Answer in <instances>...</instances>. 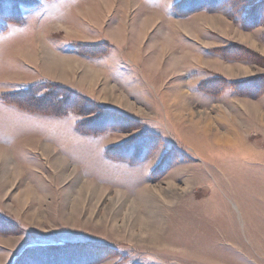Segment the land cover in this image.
<instances>
[{"label":"rangeland","instance_id":"rangeland-1","mask_svg":"<svg viewBox=\"0 0 264 264\" xmlns=\"http://www.w3.org/2000/svg\"><path fill=\"white\" fill-rule=\"evenodd\" d=\"M125 1L107 10L101 0H0V264H264V0ZM164 36L171 49L162 56ZM84 66L100 77L94 92ZM178 93L188 95L174 111L180 130L166 114ZM217 115L258 157L234 167L243 172L211 168L181 140L194 143L191 126L208 118L224 132ZM55 157L69 167H53ZM71 165L101 194L95 204L87 188L78 215L70 205L79 194L65 189L75 178L63 181ZM153 186L167 201L145 205L141 193ZM116 191L136 202V217L183 243L165 252L141 243L138 218L125 235L130 204Z\"/></svg>","mask_w":264,"mask_h":264},{"label":"bare ground","instance_id":"bare-ground-1","mask_svg":"<svg viewBox=\"0 0 264 264\" xmlns=\"http://www.w3.org/2000/svg\"><path fill=\"white\" fill-rule=\"evenodd\" d=\"M118 2L119 0H101L100 2V6L102 7H106L107 10L111 9V5H113V2ZM130 0H126L125 3H130ZM121 2V1H120ZM137 17V15H135V18ZM148 19H145L144 23V27L149 26L150 24H148L151 21H147ZM216 20V19H215ZM212 21V20H211ZM216 23V21H215ZM125 31V30H124ZM235 34L237 36H239L240 40H244L245 42H247L252 48L258 49V46L254 43V41L251 39V36L249 35H243L239 32L235 31ZM146 35V34H145ZM113 40H115V43H117V45L119 44H123L121 43V40H118L117 35L115 34V38L113 37ZM164 42L166 43V47L165 45H162L160 48L161 50V55L164 56V51H166V48H169V50L171 49L170 47V40L168 39V37L164 36ZM259 50L261 51V53L264 54V48H259ZM187 53H183L182 55L180 54L177 57H174L173 60L175 61L174 63V68H176L177 70L180 68V66L182 65V62L184 59H186ZM60 59V58H59ZM130 59V58H128ZM29 62V60H28ZM73 62L74 65L77 64V61L75 60H53L49 62V64H47L48 66H56V64H60L63 68L66 69H72V66H69V63ZM204 65H208L210 66L208 63H203ZM220 66V68L215 67V65ZM212 68H216L218 70H220L221 72H223L225 75L233 77L235 75H239V71L235 72L237 70L231 68L230 66H224L221 63H212L211 64ZM216 65V66H217ZM222 66V67H221ZM86 67V66H84ZM153 67L155 68V65L153 63ZM56 68V67H55ZM87 68V67H86ZM45 70V69H44ZM242 70V74H246V72L250 71L249 68H245V67H241ZM54 71V70H53ZM64 71V69H63ZM67 71V70H65ZM166 73V72H165ZM62 75V74H61ZM162 76H164L162 74ZM83 78V82L87 85V91L88 92H94V87L96 85V81L100 78L98 75L97 71H92L89 70L87 68V72H84L82 75ZM153 79V78H152ZM156 80V79H155ZM162 86H158V88L160 89ZM175 88H178V85H175ZM106 91V89H104ZM156 90V87H155ZM104 91V92H105ZM103 92V90H102ZM112 96V95H110ZM164 97H166V94L163 95ZM184 97H188V95L186 93H178L175 94L172 100V104H170L171 109H168L166 111V114L168 116V120L172 121L173 125L176 126V124H180V119L182 118V115L180 114H176L174 113V111L176 109L179 108V101L180 99L184 98ZM112 100L118 104V105H122L125 106V108L129 109V110H136L137 112H141V109H136V107H134L133 104H130L128 102V100L126 99V97L124 95H120V96H113ZM111 100V102H113ZM255 106V104H254ZM255 111L259 112V110L256 108L255 106ZM173 113V114H172ZM172 114V115H171ZM212 119V118H211ZM173 120H176L173 121ZM210 118L207 119V122H205L206 124H204L201 127L195 128L193 126H191V129L194 133L193 136L194 138V143H191L190 141H188L187 139L182 137V141L186 142L187 144H189V146L192 148L193 152L196 154L197 157H199V159L203 162H205V164H208L211 168L214 167L215 169L219 170V171H238V172H243L241 170H236L234 169L235 166H238L241 161L243 160H258V157L255 158L256 156L254 155V153H249L247 154L249 151H253V149H249L251 148V145L246 144L241 137L238 136V134L236 133V131L230 126L227 125L224 121L225 118L221 117L219 115L216 116V120L218 121V123L216 122V125L220 126V127H224V132H220L219 129H217L216 127L213 126V122L210 123L209 122ZM220 123V124H219ZM180 125L175 128H177V130H180ZM226 127V130H225ZM178 133H181L180 131ZM222 133V134H221ZM179 135V134H178ZM180 136V135H179ZM181 137V136H180ZM195 140H199L200 144H197ZM201 142H204L202 144H204V147H201ZM248 145V146H247ZM201 147V148H200ZM246 147V148H245ZM42 148L46 151V152H50L51 155V149L50 147L45 144L44 146L42 145ZM5 156V155H3ZM10 158V157H9ZM48 159V157H47ZM10 160V159H9ZM55 168H66L69 167L68 163L64 160V158L61 157H55L54 160L52 161ZM9 163V162H8ZM72 167V165H71ZM67 171V174L65 175L63 181H67L68 179H70L71 177L74 179L75 181V188H65L67 195H72L73 193L79 194V197L76 199L75 197L78 196L76 195L74 197V199L71 202L70 207L72 208L71 211H73V214L78 215L79 211L82 208H85L84 205H86V201L88 199V197H90L91 195V191H86L87 188L91 187L94 188L92 191V193L94 194V198H95V204H99L100 203V199H101V194L99 195L97 189L95 188L96 186L95 183H85V179H84V174L83 173H79V171H77L76 167H72ZM241 168L244 169V167L241 165ZM256 168H258V165H256ZM11 169V168H10ZM68 169V168H67ZM21 173V172H20ZM17 176V175H16ZM15 178V177H14ZM17 180V179H14ZM91 185V186H90ZM167 186H170V190L171 189H175L173 187V185L171 184H167ZM157 186H153V187H148L147 189H143L142 193L145 197L143 201V204L146 205V203H150L151 205L154 203V201H167L165 196L163 195L165 192V190H160L155 188ZM31 190L29 188H27L24 192V194H22V200L23 202L26 203V201L29 199L28 198V194H30ZM180 193L182 192V190L179 191ZM104 193V192H102ZM116 195V199L118 202H121L124 200V202L129 203V208L127 209L126 213L122 214L126 217L125 219L121 220L122 222V226L120 225L118 228H123L125 229L126 227H128V230L126 231L125 229V235H129V238L132 237L134 235L133 229L135 226L130 225L131 221H134L135 219H137V234L135 236L140 238L141 243H145V244H151L154 246V248L157 249H164V248H168L167 246L171 245L170 247L174 246V245H178L183 243L182 241H180V239H174L172 237H175V233H171L172 231H168V233L171 234H167L166 236H163V234H161V230H164V227L160 226L159 224V228L157 227L155 230L153 228H151L148 224H147V219L144 218L143 216H137L136 217V212H137V206H135L136 202L133 201H129L130 199H126V197L121 193V192H115ZM171 203V202H170ZM81 206V208L77 211L76 208L78 209ZM147 209V208H146ZM97 209L96 207L93 205L92 209L90 211L89 214V218L91 216L94 215V217H96V213ZM87 219V221H89L90 219ZM140 218V219H139ZM95 223L99 222V220L94 221ZM136 221H134L135 223ZM135 225V224H134ZM116 227V225H115ZM162 227V228H161ZM117 228V227H116ZM119 238V236H117ZM130 241V240H129ZM182 247H184L182 245ZM186 247V246H185ZM184 247V248H185ZM185 249H188V247H186ZM165 252V250H162ZM173 251V250H172Z\"/></svg>","mask_w":264,"mask_h":264},{"label":"trees","instance_id":"trees-1","mask_svg":"<svg viewBox=\"0 0 264 264\" xmlns=\"http://www.w3.org/2000/svg\"><path fill=\"white\" fill-rule=\"evenodd\" d=\"M4 4H6V3H3V4L0 5V15H1V12H3V11L1 10V7H2V5H4Z\"/></svg>","mask_w":264,"mask_h":264}]
</instances>
